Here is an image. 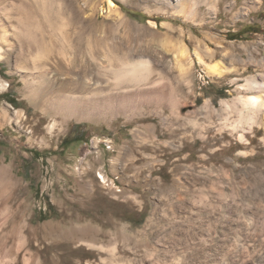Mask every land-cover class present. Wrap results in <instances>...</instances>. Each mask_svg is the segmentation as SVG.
Masks as SVG:
<instances>
[{"label": "rangeland", "instance_id": "374dc122", "mask_svg": "<svg viewBox=\"0 0 264 264\" xmlns=\"http://www.w3.org/2000/svg\"><path fill=\"white\" fill-rule=\"evenodd\" d=\"M53 1L54 25L1 45L0 251L10 264H264V154L237 155L215 113L245 79L264 78V0H193L192 13L164 0H113L119 13L108 0H49L50 9ZM60 29L78 57L67 70L55 56L34 82L49 91L71 77L77 95L91 97L112 72L90 56L128 52L157 70L147 90L156 84L176 104L113 105L50 132L16 58L20 44L33 40L35 52ZM216 64L223 77L211 73ZM87 223L108 251L78 244Z\"/></svg>", "mask_w": 264, "mask_h": 264}, {"label": "bare ground", "instance_id": "6f19581e", "mask_svg": "<svg viewBox=\"0 0 264 264\" xmlns=\"http://www.w3.org/2000/svg\"><path fill=\"white\" fill-rule=\"evenodd\" d=\"M164 1L173 7L176 12H181V10H185L186 12L187 10V12L192 13L197 4L195 1L190 2L193 0ZM48 2L49 0H0V58H3L1 53L2 44L9 45L11 48V45L8 43L9 34L24 35L25 37L27 36L25 33H28L30 30L32 31V29L40 30L44 27L46 29V27L55 24L56 17L61 12V4L53 1L52 4L50 3V9ZM108 4L111 12L119 13L118 6L113 0H108ZM64 25V22H62V27H60L62 30ZM62 30L60 34L61 39H58L59 36L57 37L52 34H50L52 36L49 40H46L45 36L42 37L41 42L35 44V52L32 51L33 40L32 42H26V44H20L17 50V61L15 60L18 72L25 83V90L30 91L31 97L39 96L40 102L45 104L42 114L45 116L49 115L52 119V123L48 127L50 132L54 130L58 123L64 121L66 118L85 120L91 119L96 113L104 118L105 114H107L106 109L108 107L111 108L113 105L119 107V109H123L130 105L138 108L151 102L168 103L170 106L176 104L177 98L173 96V93L163 92L156 84H153V87L147 90L145 85L149 83L148 81H152V76L154 77L157 74V70L150 65L148 60H144L142 57L136 58L128 52L127 54H121L123 55L121 57H114L116 61L112 56L107 57L105 54L90 56L102 60L104 69L112 72L110 79L103 83L106 87L103 85L104 89H93L89 93V96L92 95L91 97L80 98L77 95L79 92L76 90L80 85L70 82L71 77H67L68 82L64 81L59 86H55V89H50L49 91L48 88L51 85L39 80L38 82H34L32 80L33 70H47L46 65H55V56L61 59L67 70L78 57L77 46L71 42ZM186 52L184 49H181L180 52L185 59ZM27 57L31 58V66L26 64ZM178 61H180V58ZM187 65H189L188 62L183 63L181 69L184 70ZM220 69L217 64L210 67L213 75L223 77L225 71ZM99 83L100 81L96 82L95 86L99 85L100 87L101 84ZM81 87L85 88L84 86ZM4 88L5 85L0 80V90ZM216 112H218L217 116L221 122L219 130L221 135L233 137L237 142V147L240 148L237 155L247 157L260 153L264 154V78L258 79L252 76L245 79L244 84L238 85V94L235 101L233 103L225 100L222 101L219 110ZM16 115L20 120L26 117L23 112L17 111ZM260 135L262 136L258 139ZM254 167L258 170V175H261L262 164L254 165ZM102 178L104 177L102 176ZM78 231L80 233L78 241L80 246H84L88 250H98L101 253L108 251L106 245L97 243V231L91 224L87 223L80 227ZM12 257L11 253L3 254L0 251V264H10ZM102 260L105 261V259ZM110 263L119 264V261L114 260ZM88 264L91 263L88 262Z\"/></svg>", "mask_w": 264, "mask_h": 264}, {"label": "trees", "instance_id": "16d2710c", "mask_svg": "<svg viewBox=\"0 0 264 264\" xmlns=\"http://www.w3.org/2000/svg\"><path fill=\"white\" fill-rule=\"evenodd\" d=\"M12 103H15V101L14 102L12 101Z\"/></svg>", "mask_w": 264, "mask_h": 264}]
</instances>
